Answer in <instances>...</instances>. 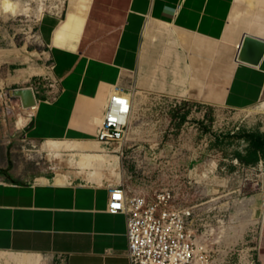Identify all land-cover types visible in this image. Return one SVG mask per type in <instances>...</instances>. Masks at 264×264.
Segmentation results:
<instances>
[{
	"label": "crops",
	"instance_id": "crops-1",
	"mask_svg": "<svg viewBox=\"0 0 264 264\" xmlns=\"http://www.w3.org/2000/svg\"><path fill=\"white\" fill-rule=\"evenodd\" d=\"M61 1L35 23L55 86L17 124L25 141L41 143L31 158L48 156L60 141L61 155L48 157L74 172L29 173L0 157V255L31 264H129L126 217L108 212L109 184L77 180L85 170L65 141L96 142L117 88L135 93L133 100L182 99L177 114L186 100L208 109L264 104V56L256 65L237 59L246 33L264 38V0ZM36 70L28 65L14 81L28 82ZM259 161L264 214V155Z\"/></svg>",
	"mask_w": 264,
	"mask_h": 264
},
{
	"label": "rangeland",
	"instance_id": "rangeland-1",
	"mask_svg": "<svg viewBox=\"0 0 264 264\" xmlns=\"http://www.w3.org/2000/svg\"><path fill=\"white\" fill-rule=\"evenodd\" d=\"M20 1L24 3L25 0ZM37 20L38 15L32 13L17 17L0 13L1 162L19 166L29 173L40 170L53 174L74 172L66 161L49 159L52 156L45 153L37 159L30 157L41 143L25 141L20 133L23 125L17 123L20 118H26L25 124L31 117L21 109L18 98L8 95L10 88L37 86L35 91L40 98L50 90L49 55L46 45L36 34ZM27 56L30 59L27 60ZM28 65L38 69L32 78L28 82L14 81L18 72ZM43 67L46 70H39ZM157 96L142 95L134 100L130 135L123 155L109 152L97 177L92 176L93 168L87 166H84L85 173L74 174V177L122 185L129 193L169 184L176 188L180 205L196 208L197 214H203L213 225L225 223L228 236L238 243L233 253L235 250L238 256V252L251 250L254 264H264L262 172L258 164H246L236 157V152L247 147L248 141L241 137L242 134L254 131L264 134V112L259 110L264 104L249 109L220 108L216 111L212 108L202 119L200 105L195 108V104L186 100L177 114L172 112L175 98ZM183 114L186 117L181 120ZM237 256L233 259L237 260ZM32 260L0 255V264H31Z\"/></svg>",
	"mask_w": 264,
	"mask_h": 264
},
{
	"label": "built area",
	"instance_id": "built-area-1",
	"mask_svg": "<svg viewBox=\"0 0 264 264\" xmlns=\"http://www.w3.org/2000/svg\"><path fill=\"white\" fill-rule=\"evenodd\" d=\"M30 1L36 6V1ZM57 3L58 0H44L43 12L54 10ZM54 86L52 80L48 88ZM31 88L37 96L38 87ZM181 102L176 99L173 106ZM219 109L215 107L216 111ZM132 110L133 100L128 92L119 88L112 91L95 136L108 152L114 153L118 147L115 153L123 155ZM200 111L204 119L208 108L201 106ZM258 166L263 174L262 161ZM108 212L126 217L129 264H254L251 250L238 252L237 256L231 248L224 256V242L229 235L225 223L213 225L203 214H197L196 208L180 205L176 188L169 184L132 193L122 185L109 184ZM235 256L237 260L233 259Z\"/></svg>",
	"mask_w": 264,
	"mask_h": 264
},
{
	"label": "bare ground",
	"instance_id": "bare-ground-1",
	"mask_svg": "<svg viewBox=\"0 0 264 264\" xmlns=\"http://www.w3.org/2000/svg\"><path fill=\"white\" fill-rule=\"evenodd\" d=\"M34 1H36L37 3L36 6H32L30 3L31 2L30 0H25L24 3L21 2L20 0H0V12L4 14L16 15L18 11H20V15L26 14L27 16H30V14L32 13V14H37L38 19H40V17L43 14V11L46 9L44 0H34ZM58 1H61V0H58ZM128 94L129 96L132 97V100H133V96L135 93L132 94V92H129ZM34 97L36 100V104L30 107H27V108H24L22 106L21 100L18 98L20 101V107L25 113L26 111H32L35 108V106H37L38 99L36 98L35 93H34ZM133 105H134V100H133ZM259 110L264 112V105L261 106ZM131 116H132V113H131ZM20 120H22V118H20ZM130 128H131V122H130L128 134L126 136L127 141L130 135ZM62 146H63L62 142L55 141L54 143H52V145L47 147L48 155L55 157L57 159V157H59L62 153L61 151ZM65 147L70 149L71 153L74 156L79 157V163L82 168L84 166L92 167L93 168L92 176H96V177L99 176L100 170L102 169V166L104 162L106 161V158L109 155V152L105 148L101 147V144L97 140L96 142L89 143V144H83V143L75 142V141H65ZM118 150L119 148L116 147L115 152ZM115 152L114 154L117 155V153ZM112 172H113V169H111L110 173ZM262 206H263V200H262ZM227 238H228L227 241L224 242L225 243V246H224L225 250L223 251L224 256L227 255V252L229 251V249L237 246L238 244L234 237L230 239V237L228 236Z\"/></svg>",
	"mask_w": 264,
	"mask_h": 264
},
{
	"label": "water",
	"instance_id": "water-1",
	"mask_svg": "<svg viewBox=\"0 0 264 264\" xmlns=\"http://www.w3.org/2000/svg\"><path fill=\"white\" fill-rule=\"evenodd\" d=\"M264 56V38L246 33L240 44L237 59L239 61L259 64ZM11 98H19L24 108L36 104L33 89L31 87L12 88L8 90Z\"/></svg>",
	"mask_w": 264,
	"mask_h": 264
},
{
	"label": "trees",
	"instance_id": "trees-1",
	"mask_svg": "<svg viewBox=\"0 0 264 264\" xmlns=\"http://www.w3.org/2000/svg\"><path fill=\"white\" fill-rule=\"evenodd\" d=\"M186 114L181 116V120H184ZM244 139L249 142L248 150L246 154L238 151L236 157L246 164H255L259 161L260 156L264 155V134L260 131H254L250 133L242 134ZM219 143L216 142V144Z\"/></svg>",
	"mask_w": 264,
	"mask_h": 264
},
{
	"label": "snow or ice",
	"instance_id": "snow-or-ice-1",
	"mask_svg": "<svg viewBox=\"0 0 264 264\" xmlns=\"http://www.w3.org/2000/svg\"><path fill=\"white\" fill-rule=\"evenodd\" d=\"M122 103V102H121Z\"/></svg>",
	"mask_w": 264,
	"mask_h": 264
}]
</instances>
